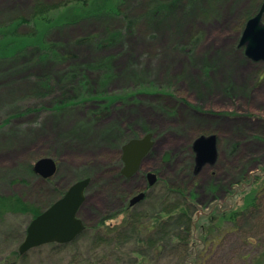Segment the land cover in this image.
<instances>
[{"label":"rangeland","instance_id":"obj_1","mask_svg":"<svg viewBox=\"0 0 264 264\" xmlns=\"http://www.w3.org/2000/svg\"><path fill=\"white\" fill-rule=\"evenodd\" d=\"M39 1L58 5L66 0ZM103 1L57 9L44 24L41 46L31 51L53 58L0 78V196L18 195L42 213L73 184L89 178L79 211L87 237L69 248L53 243L21 254L31 216L7 214L0 220V264H84L88 259L87 264H132L134 244L120 251L115 244L97 246L93 236L100 231L94 229L103 217L127 208L146 187L143 176L149 172L160 179L131 211L151 216L162 200L188 202L195 217L189 264L192 259L202 264L203 252L204 264H264V61L247 57L240 46L264 0H182L173 13L153 21L148 17L152 6L171 0ZM37 2L0 0V26L28 17ZM112 5L121 14L108 20L104 9L112 12ZM125 19L135 20L133 26L126 27ZM111 31L121 35L106 45L102 38ZM33 32L32 24L15 34ZM92 36L98 38L80 40ZM12 37L8 49L21 47L22 39ZM28 38L37 37H26L25 44ZM38 54L0 62V72L41 60ZM78 66L88 69L81 68L65 88L79 86L92 97L67 101L71 91L64 101L61 79ZM46 71L57 84L49 83L51 91L44 84L32 88L33 76ZM56 98L55 104L64 102L60 109H55ZM148 133L154 146L139 173L121 177L123 146ZM210 135L216 136L217 160L196 171L195 140ZM43 158L58 163L51 179L34 172ZM231 209L244 212L234 226L220 219ZM117 216L111 224L123 221L124 214ZM236 226L237 232L231 230L220 244L222 230ZM147 254V264H176L161 259L160 251Z\"/></svg>","mask_w":264,"mask_h":264},{"label":"trees","instance_id":"obj_2","mask_svg":"<svg viewBox=\"0 0 264 264\" xmlns=\"http://www.w3.org/2000/svg\"><path fill=\"white\" fill-rule=\"evenodd\" d=\"M88 0H66L64 3H60L58 5H48L42 1H39L35 3V6L33 7V10L31 14L28 17H19L12 21L9 25H1L0 26V62H4L9 64L10 62H13L14 59L17 61H21L27 57L28 54L31 53H37L36 51L31 52L33 49H36L38 46H41V43L43 41V32H44V24H47L45 22L48 21L49 16L51 18L53 15H51L53 12L57 11L60 7L67 8L70 10H75V8L78 7V5H86V2ZM107 0H104L103 2H106ZM182 0H171L169 2H158L155 3L154 6L150 9L148 12V17L151 21L155 19H161V17L166 16L168 14L173 13L177 7L179 6L180 2ZM194 4H197L201 0H190ZM114 6V5H112ZM112 8V7H111ZM115 9H113L112 12H109L108 9H104L106 12H108L109 19H113V15H120V9L118 6H114ZM103 9H99L98 11L91 12L92 15L101 13ZM103 10V11H104ZM102 11V12H103ZM126 27L133 26L132 23L135 22V20H127ZM34 25V28L36 29V32H33V36L29 34V36L25 35H18L15 34V31H17L21 26H29ZM11 34V37L10 35ZM15 35L17 38L22 39V46H17L19 48H9L8 49V42L15 40L12 36ZM120 31H111L110 35L107 39L102 38L104 41H102L104 44L109 45L111 43V39L114 41L116 37L120 36ZM26 37H37L35 40L30 41L28 38V43L25 44L23 41H26ZM98 38V36H92V37H84L80 40H84L87 43L90 41H93L94 39ZM10 39V40H9ZM37 45V47H36ZM35 48H30V47ZM43 46V45H42ZM48 47V46H47ZM49 49H52L53 53L56 54V50L53 47H48ZM8 49V50H7ZM16 49V50H15ZM41 49V48H39ZM41 51V50H40ZM52 53V52H51ZM38 57L41 60H32L29 63H25L22 66H16L14 68H10L8 70H2L0 72V78H6L8 76H11L10 74L17 73L18 71H27V69L31 66L32 63L34 64H43L47 65L46 61L53 58V56L50 58L47 53L45 54H38ZM46 60V61H45ZM45 61V62H44ZM81 68L88 69L87 66L84 67H73V69H70L69 72H67V76L64 77V80H62V89L63 93L61 94V99L65 101V99H70L72 101L78 102L81 98H91L92 95L88 92L86 94L82 93V87L76 86L72 88H65V85H67L68 80L71 79L73 76H75L77 73H79ZM86 71V70H85ZM83 73V72H82ZM32 88L38 89V87L42 86L44 84V87L48 90L50 89V82L57 84L55 82V78L53 76L52 71H46L42 75H37V78L33 76L32 81ZM40 85V86H39ZM59 87V86H58ZM57 87V88H58ZM42 87V90L45 89ZM52 89V88H51ZM50 89V91H51ZM75 91L74 95L71 97H67L64 99V93L65 92H71ZM95 98H101V97H95ZM93 99V98H92ZM59 98H56L54 100V106L55 109H60L63 107V103L55 104ZM98 100V99H97ZM102 100V99H99ZM110 100V99H109ZM71 102V101H70ZM32 109L29 110L28 113L32 112ZM253 200V198L250 200V202ZM172 202L169 203V201L162 200L160 205V211H158L156 214H152L151 216L146 213H135L132 211L124 210L119 214H124L123 221L119 224H111L110 222L113 220H116L118 217L116 214L113 216H106L103 217L101 221H99V224L96 225L94 230H99L100 232L95 233L93 236L95 244L97 246L99 245H106L108 247L115 244L118 248V250L124 249L125 244H134L135 248L131 251V256L136 257L132 262V264H147L149 258L148 254L149 252H156L160 251V258H167L171 259V262H175L176 264H189L188 259L192 256L191 251H193L192 245H193V238H192V231L194 229L195 224V217L192 211V207L188 202H183L180 200H171ZM256 200H253L252 206L255 204ZM28 214V216H31V219H34L41 213V208L25 201L23 198H21L18 195H12V196H0V220L7 214ZM244 216V212H236L234 209H231L230 212L221 215L220 219L221 221H227L231 222L234 226V224H238L240 218ZM237 228L239 227H229L222 230L220 235L217 237L220 244H223V242H226L227 235L229 236L231 234V230H234L233 233L237 232ZM226 230V231H225ZM87 237V233L84 231L74 242L70 244H58L60 247L69 248L71 246L76 245L81 239H84ZM89 237V236H88ZM208 241V239H207ZM18 255H20L18 253ZM22 256V255H21ZM19 256V257H21ZM204 252L201 254V258L205 259ZM169 257V258H168ZM77 259V258H76ZM84 264H87L88 260H83ZM193 262V259L191 260ZM202 261V262H203ZM192 262L190 264H192ZM204 262L202 264H204ZM80 262L74 261L71 264H79ZM197 264H200L197 262Z\"/></svg>","mask_w":264,"mask_h":264},{"label":"water","instance_id":"obj_3","mask_svg":"<svg viewBox=\"0 0 264 264\" xmlns=\"http://www.w3.org/2000/svg\"><path fill=\"white\" fill-rule=\"evenodd\" d=\"M264 3L259 12L251 18L240 40V46H245L247 57L254 61H264ZM152 134L141 139H132L123 146L122 160L124 168L122 174L129 177L136 173L142 160L152 148ZM216 136H201L195 140L194 151L195 169L200 170L206 163L214 164L218 157ZM166 154L164 160H168ZM57 164L52 158H43L34 164V172L44 179L52 178L57 173ZM151 184L157 180L156 174L149 173ZM90 179H83L73 184L65 195L47 210L35 217L27 228V235L19 247V252L27 251L51 243L68 244L73 242L85 229L84 222L78 213L85 201V191ZM144 194L133 200H141Z\"/></svg>","mask_w":264,"mask_h":264},{"label":"flooded vegetation","instance_id":"obj_4","mask_svg":"<svg viewBox=\"0 0 264 264\" xmlns=\"http://www.w3.org/2000/svg\"><path fill=\"white\" fill-rule=\"evenodd\" d=\"M148 134H149V133H148ZM146 135H147V134H146ZM146 135H144L142 138H144ZM140 139H141V138H140ZM151 140H152V142H153V145H152V148H153V146H154L153 136H152ZM152 148H151V149H152ZM150 151H151V150H150ZM150 151H149V153H150ZM149 153H148V154H149ZM122 155H123V148H122ZM122 155H121V162H122V164H123V168H124V165H125V164H124V162H123V160H122ZM169 157H170V156H169ZM169 157H168V160H170ZM164 158H165V156H164ZM164 158H163V159H164ZM143 160H144V159H143ZM143 160H142V162H141V165H140L139 170H138L136 173H134L132 176L127 177V176H125V175L122 174V170H121V177H123V178H125V179H128V178H131V177L135 176L136 174H138L139 171H140V169H141V166H142V164H143ZM164 162H165V161H164ZM166 162H167V161H166ZM123 168H122V169H123ZM149 173H150V172H149ZM149 173H147V174H145V175L143 176L144 179H145V182H146V187L144 188L143 191H140V192L136 195V196H139V195H141V194H144V197H143L141 200H136V201H134V202H133V200H134V198H135L136 196L132 197L131 200H130L129 203H128L127 208H126L125 210L131 211V209H133V207H135V205H138L142 200H144L145 197H146V193H145V191H146L148 188H151V187H152L154 184H156L157 181L160 179V177H158V180L154 181L153 184H151L150 179L148 178Z\"/></svg>","mask_w":264,"mask_h":264},{"label":"bare ground","instance_id":"obj_5","mask_svg":"<svg viewBox=\"0 0 264 264\" xmlns=\"http://www.w3.org/2000/svg\"><path fill=\"white\" fill-rule=\"evenodd\" d=\"M64 195H65V194H64ZM64 195H63V196H64Z\"/></svg>","mask_w":264,"mask_h":264}]
</instances>
